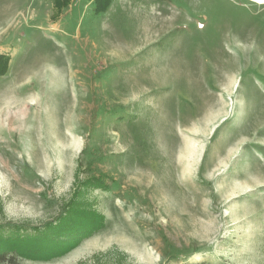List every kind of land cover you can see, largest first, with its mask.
Here are the masks:
<instances>
[{
  "label": "rangeland",
  "instance_id": "1",
  "mask_svg": "<svg viewBox=\"0 0 264 264\" xmlns=\"http://www.w3.org/2000/svg\"><path fill=\"white\" fill-rule=\"evenodd\" d=\"M105 3L0 0V247L89 213L18 264H264V4Z\"/></svg>",
  "mask_w": 264,
  "mask_h": 264
},
{
  "label": "trees",
  "instance_id": "2",
  "mask_svg": "<svg viewBox=\"0 0 264 264\" xmlns=\"http://www.w3.org/2000/svg\"><path fill=\"white\" fill-rule=\"evenodd\" d=\"M113 2L114 0H106L105 4L110 5ZM97 3L95 2V4ZM99 6L94 7V14L96 16H104L105 9ZM4 68L0 66V75ZM125 118L124 116L119 118V120L124 121ZM94 185L96 186L97 184ZM78 216L79 213L75 214L73 218L76 219L73 221H71L72 219H66L68 217L66 216L65 218H60L63 219L60 222L48 225L45 230H40L34 234H25L22 237L19 235L14 237H19L23 240L12 239V241H17V243L13 245V242H11L12 245L5 248L3 246L0 247V264H18L19 257H27L34 260H49L62 256L72 249V247L68 248L69 244L78 242L77 239L83 238L86 231L92 233L104 227L103 219L99 218V216L98 219L95 218V214L85 213L82 216L80 215L79 218Z\"/></svg>",
  "mask_w": 264,
  "mask_h": 264
},
{
  "label": "bare ground",
  "instance_id": "3",
  "mask_svg": "<svg viewBox=\"0 0 264 264\" xmlns=\"http://www.w3.org/2000/svg\"><path fill=\"white\" fill-rule=\"evenodd\" d=\"M252 1H255V2L260 3V4H264V0H252Z\"/></svg>",
  "mask_w": 264,
  "mask_h": 264
}]
</instances>
